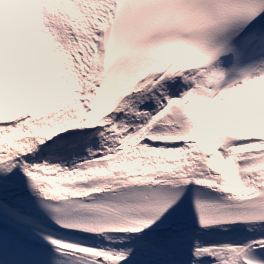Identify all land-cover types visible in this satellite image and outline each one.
<instances>
[{
  "label": "snow or ice",
  "instance_id": "snow-or-ice-1",
  "mask_svg": "<svg viewBox=\"0 0 264 264\" xmlns=\"http://www.w3.org/2000/svg\"><path fill=\"white\" fill-rule=\"evenodd\" d=\"M0 264H264V0H0Z\"/></svg>",
  "mask_w": 264,
  "mask_h": 264
}]
</instances>
